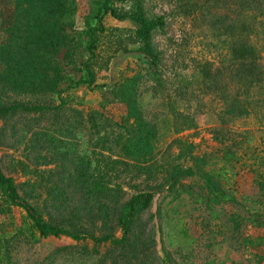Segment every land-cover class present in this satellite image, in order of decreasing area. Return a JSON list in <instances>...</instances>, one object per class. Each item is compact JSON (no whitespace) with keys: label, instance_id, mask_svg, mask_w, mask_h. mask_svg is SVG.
<instances>
[{"label":"rangeland","instance_id":"374dc122","mask_svg":"<svg viewBox=\"0 0 264 264\" xmlns=\"http://www.w3.org/2000/svg\"><path fill=\"white\" fill-rule=\"evenodd\" d=\"M102 1L0 0V85L24 79L21 66L28 59L25 48L32 46L29 37L40 35L42 30L43 37L47 36L55 18L62 23L70 21L69 31H83L73 35L71 56L65 57V48L58 55L68 74L75 79L81 77L85 72L83 61L90 56L85 16L91 15V22L96 24L94 15ZM142 1L149 19L164 15L167 21L164 31L154 32L153 44L163 52L169 83L162 92H154L149 83L138 94V101L154 126L152 150L130 155L116 145L135 124L133 117L128 116L126 103L114 97L111 90L123 75L135 74L142 59L134 50L138 42L131 37L134 23L107 13L102 21L108 30L97 34L96 56L92 59L96 82L79 83L60 94L48 91L47 95L56 104L65 100L68 107L75 109V116L86 117L91 110H99L114 119L129 120V128L108 126L93 134L87 127L67 128L64 124L56 129L51 124L49 134L62 136L64 143L55 147L59 143L48 145L46 139L43 146L34 147L29 135L21 139L20 132L12 134L24 127L23 118H0L2 172L13 177L16 184H29L19 187V193L45 221L51 220L73 233L85 230L96 236L122 234L112 224L106 227L101 216L89 215L78 207L67 208L61 216L51 203L46 204L45 198L59 194L56 189L60 177L56 173L61 163L68 169L74 166L72 161L76 160L79 167L81 161L85 162L92 179L104 177L106 187L117 188L123 198L137 190L154 192V201L142 214L138 227L143 230L138 229V243L147 264H264V224H259L264 222V125L249 115L228 123L231 133L217 132L220 88L206 93L203 87V60L220 65L217 55L224 48L217 34L221 30L212 29V23L200 15L201 11L193 12L206 0ZM112 4L119 12L133 5L132 0H113ZM217 80L222 82L221 75ZM64 86L65 83L59 88ZM179 86L187 88L184 95L177 93ZM12 92L14 98L30 97L19 90ZM63 119L74 120L68 114L60 121ZM48 120L52 121V117ZM227 149L231 155L222 158ZM175 168L185 171L170 179ZM83 172L84 169H72L60 174L76 177ZM207 176H212L234 199L215 204H209L204 197L199 199L208 194L203 186ZM27 219V211L8 201L0 188V240L19 232ZM9 246L11 256L4 264L137 262L129 246L96 244L90 238L41 237L36 232Z\"/></svg>","mask_w":264,"mask_h":264},{"label":"trees","instance_id":"16d2710c","mask_svg":"<svg viewBox=\"0 0 264 264\" xmlns=\"http://www.w3.org/2000/svg\"><path fill=\"white\" fill-rule=\"evenodd\" d=\"M112 1H102L101 8L94 15L98 20L96 24L93 25L91 22V15L85 16V31L88 33L86 47L90 56L83 61L81 67L85 72L78 79L67 73L58 55L65 48V57L71 56L74 51L72 49L73 35H80L83 31H69L70 21L62 23L61 20L55 18L49 24L50 31L47 36L43 37L42 30L40 35L29 37L28 42L32 46L29 49L25 48L28 51V59L21 66V73L25 75L24 79L20 83L6 82L0 85V118H23L25 120L24 127L19 131L16 129L13 135L20 132L18 134L21 139L29 135L34 147L43 146L46 139L48 145L59 143L55 145L57 147L64 143L63 137L49 134L51 124L56 125V129L64 124L67 128L87 127L92 129L93 134H99L108 126L129 128V120L120 121L99 110H91L86 117L75 116V109L68 107L65 100L60 99V103L56 104L47 95L48 91L56 90L60 94L79 83L94 84L96 82V71L92 59L96 56L97 34H103L108 30L102 20L104 14L111 13L119 20L130 19L134 23L135 27L131 37L133 42H138L134 50L142 59L138 71L131 76L123 75L111 90L114 97L126 103L128 116L133 117L135 124L130 130L131 133L125 136L123 141L117 140L116 145L124 154L130 155L146 154L152 150L151 140L155 135L154 126L139 103L138 94L140 89L149 83L154 92L164 91V87L169 83L170 78L164 65L163 52L155 48L153 44L154 32L165 30L166 17L158 15L149 19L142 0H132V8L122 12L114 7ZM62 4L67 6V2L63 1ZM68 11L70 13V7ZM199 11L202 12H200L202 17L208 18L209 24L212 23V29L221 30L217 37L221 47L224 48V52L217 55L221 58L219 66L205 59L201 67L204 92L209 93L210 90L212 92L220 88L221 107L217 116L219 120V126L216 127L217 132L231 133L233 130L228 123L249 115H253L257 122L264 125V0H206L193 9L194 13ZM219 75L222 77L221 83L217 80ZM63 83L65 86L59 88ZM16 90L30 97L24 99L12 97L14 94L12 91ZM8 91L11 92L10 95ZM176 91L184 95L187 88L179 86ZM179 112L183 114L182 111ZM67 114L73 115L74 120L60 121ZM49 117H52V121L48 120ZM231 153V150H225L222 158ZM58 154L63 156L61 151H58ZM72 163L74 166L68 169L64 163L59 164L56 173L60 177L56 189L59 194L45 198L46 204L51 203L61 216L67 208L76 210L77 207L89 215L101 216L106 227L112 224L114 229H120L122 234L119 237H114L113 233L96 236L85 230L73 233L51 220L50 222L45 221L34 206L19 193V187H26L29 184L27 182L16 184L15 179L6 176L0 167V188L3 194L12 204L23 207L29 216L24 228L0 240V264L9 262L10 243L21 237L34 236L36 232L41 237L66 235L73 239L90 238L96 244L108 242L119 248L129 246L133 259H137L136 264H147L146 256L143 254L144 250L139 248L138 237L141 233L138 229L141 228L138 227L142 214L150 208L154 201V192L137 190L123 198L117 188L106 187L104 177L92 179V174L85 167V162L81 161L80 167L76 160ZM72 169L75 172L84 169V172L76 177H74L75 174H71L70 177L63 173L60 174ZM184 171L181 168H175L170 179ZM203 184L209 195H201L199 199L204 197L209 204L234 199L212 180V176L205 177ZM259 224H264V222ZM141 232H143L142 229Z\"/></svg>","mask_w":264,"mask_h":264}]
</instances>
